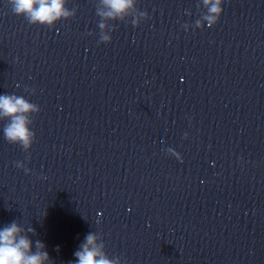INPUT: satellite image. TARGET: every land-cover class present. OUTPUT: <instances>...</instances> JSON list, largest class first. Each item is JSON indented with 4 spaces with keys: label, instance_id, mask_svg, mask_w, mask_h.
<instances>
[{
    "label": "clouds",
    "instance_id": "9594fccd",
    "mask_svg": "<svg viewBox=\"0 0 264 264\" xmlns=\"http://www.w3.org/2000/svg\"><path fill=\"white\" fill-rule=\"evenodd\" d=\"M12 6V11L16 15L24 16L32 25H43L53 27L58 21L67 20L75 16L76 10H69L66 7L67 0H8ZM102 3L109 9L107 12H97V15L110 20L124 21L133 12L135 0H102ZM224 0H202L203 11L201 19H197L193 28H203L205 22L208 27L217 24L223 12L222 4ZM141 17L147 18L146 12H140ZM134 27L139 26V21L135 18L131 21ZM100 29L101 43H110L113 29L106 26L103 21L98 23ZM108 31L105 32V28ZM188 29V25H183ZM34 94V90H33ZM38 105L29 102L22 96L15 94L0 95V119L7 120L3 131L6 140L10 144L20 145L25 152H28L35 142V133L31 129L33 115L40 112ZM168 152L179 159V154L172 149ZM16 167L28 173L30 170L17 161ZM28 232L35 234L34 229ZM28 232L15 221L0 228V264H49L51 258L45 245L40 241H35L33 251V241L29 238ZM96 233L89 232L81 243L79 250L74 253L75 264H120V258H109L104 252V244L98 243Z\"/></svg>",
    "mask_w": 264,
    "mask_h": 264
}]
</instances>
